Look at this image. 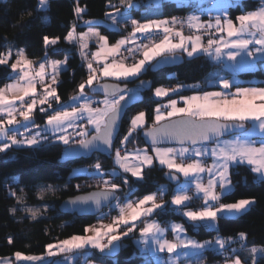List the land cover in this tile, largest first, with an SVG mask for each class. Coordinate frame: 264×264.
Returning <instances> with one entry per match:
<instances>
[{"label":"snow or ice","instance_id":"obj_1","mask_svg":"<svg viewBox=\"0 0 264 264\" xmlns=\"http://www.w3.org/2000/svg\"><path fill=\"white\" fill-rule=\"evenodd\" d=\"M121 4L126 9L125 13L117 11L115 15L107 14L110 21L107 27L118 29L122 22L130 23L132 31L127 37L110 44L108 36L102 35L98 28L89 27L87 32L77 33L75 24L64 37L69 43L79 44L88 75L78 86V93L71 97L72 103L60 104L59 110L52 108L53 102L59 104L60 101V96L52 85L58 84L57 77L67 64V57L64 60L50 59L47 53L50 47L53 51L57 50L52 46L58 44L61 39L59 36H43L46 52L43 61L38 65H34L26 56L23 48L17 49L15 53L10 48L6 54L0 55V65L5 66H9L13 54L16 57L15 62L10 64L13 70V75L9 77L10 82L0 87V152H5L12 146H35L46 142L48 136L42 135V132L50 133L68 145L71 137L63 133L67 128L76 126L77 120H86L88 125L92 126L93 133L90 138L77 142L80 148L88 151L111 150L121 115L129 101L138 98L140 89L121 88L118 83L104 82L105 78H138L143 72L160 64L180 59L176 55L177 52L186 53L189 57L203 52L221 63L223 70L232 73L233 77L241 70L254 68L258 59H264V0L258 9L238 15L235 22L229 15L227 4L215 6L218 14L208 21H202L196 14H190L186 18L170 17L143 21L129 19L127 10L137 5L133 0H121ZM49 6V0H38L37 10H46ZM85 12V8H75L78 17ZM85 23L91 24L94 21ZM177 24H186L189 29L196 31L215 29L221 35L217 39L209 38L205 43L201 35H185L182 28L176 27ZM154 37L158 39H153ZM139 38L148 43L137 44ZM92 40L98 47L89 58V53L84 49L89 47ZM130 44H135V47H128ZM122 49L133 56L139 54L142 58L131 65L118 62L115 57ZM109 57H112L111 61ZM94 63L97 64L96 67ZM213 75L216 77L214 82L222 84L225 90H230L235 83L234 79L219 77L215 73ZM46 77L50 83L46 82ZM37 84L42 86L39 98ZM148 84L149 81H141L140 87ZM86 86L93 92L103 93V100H92L85 93ZM184 87L185 85L180 84L175 88L157 87L154 95L168 97L170 93L178 94ZM180 101L183 102V107L178 106L176 99H169L167 104H158L150 127H145L146 113L143 111L131 118L128 134L123 137L121 143L126 142L137 129H141L151 141L152 154H149L148 149H137L134 153L126 152L122 156L120 149H115V164L124 173H131L138 180L144 179L143 169L151 167L154 159L169 169L168 178L176 181L177 187L167 204L163 202L164 194L169 190L167 186L161 185L156 192L136 200L130 198L129 192L121 202L120 197L116 195L120 185L105 180L103 191L76 197L69 203L76 205L92 202L99 208L102 202L111 204L115 201L111 207L118 209V215L113 218L112 223L105 224L101 220L98 225L85 228V232H90L91 235H73L57 244H48L47 251L41 255L17 251L14 253L15 260L39 264H66L74 258L73 255L67 254L88 248L111 256L119 250L121 240L136 230L135 221L144 217L145 220L141 221L144 227L139 229L140 237L137 241L145 257L144 264H184L185 261L188 264H199V257L206 249L230 251L231 258H226L225 264H259L256 255L264 253V246L253 245L248 248L246 233H239V248H230L235 238L217 237L215 240L201 242L189 237L183 224L171 223L165 227L159 221L147 218L158 212H167L168 205L171 204L180 206L174 210L192 222L194 228L205 226L216 229L221 214L235 216L249 211L256 203L255 198L240 199L235 203H221V199L234 190L235 185L230 173L234 164L249 165L250 170L256 174L255 182L264 183V87H236L235 92H203L181 96ZM94 104H102L103 107H94ZM38 106L41 113L47 114L49 110L52 113L47 115L46 124L42 129L35 124L33 115ZM21 128L29 134L20 133ZM32 128L37 130L33 133ZM230 130H238L240 134L231 140H221L220 137ZM257 134L261 136L259 141L253 139ZM78 135L88 137L89 130L85 128ZM207 141H215L216 146L205 147L204 142ZM170 144L178 146H165ZM198 144L200 147H197ZM205 155L215 157L211 166L206 165L202 159ZM94 167L97 174H104L100 163ZM202 173L208 174L207 183H204ZM180 174H183V183H180ZM111 175H119L116 168L111 170ZM122 182L127 184V178ZM193 187L195 191L193 195H189ZM42 195L43 190L41 197ZM194 198L202 200L203 206L198 210H185ZM158 200L160 202H157ZM11 211L14 213L16 209ZM26 211L35 219L39 210L27 208ZM169 231L174 234L172 239L166 236ZM245 251L248 258H242ZM161 253L167 254V258H161ZM61 254H66L64 261L46 259ZM0 264H12V261L0 258Z\"/></svg>","mask_w":264,"mask_h":264},{"label":"trees","instance_id":"obj_2","mask_svg":"<svg viewBox=\"0 0 264 264\" xmlns=\"http://www.w3.org/2000/svg\"><path fill=\"white\" fill-rule=\"evenodd\" d=\"M133 3L137 7L129 9L128 13L141 21L184 15L191 9L190 5H178L170 0H161L158 5H155L152 0H133ZM260 3L261 0H238L230 6V16L236 19L244 12L258 8ZM37 4L38 0H0V55L5 54L10 48L14 51L13 53L17 48H24L29 59L39 62L46 52L43 36H59L61 39L58 44L52 46L57 50L53 51L50 47L47 53L48 57L52 58L67 57V69L61 73L59 77L61 82L56 86L60 102L65 103L79 91L78 86L87 79L88 71L86 66L80 65L79 45L67 42L64 37L72 30L74 24L77 32L82 31L86 28V25H82L84 20H105L111 9L123 5L121 0H78V3L77 0H49L50 6L46 10L38 11ZM77 6L86 9V12L82 13V18L75 13ZM98 25L102 33L108 36L110 42L117 41L130 28L129 26L122 28L120 25V29H110L106 25ZM15 59L13 54L9 60V66L0 65V87L10 82L9 77L13 75L10 64L15 62ZM214 73L217 75L230 74L206 55H198L192 58L185 57L180 66L157 72L149 69L136 79L121 81L129 83L130 86H137L138 80L149 78L152 79L153 86L150 90L143 91L142 104L127 111L115 141V148L128 133L131 118L135 113L145 111L147 117L145 127L152 125L156 106L160 103V100L152 95L154 87L183 81L188 87L174 96L207 91L218 87L208 86L205 83L207 79L215 77ZM238 76L243 80L239 85H264V60L259 61L257 67L252 70L239 72ZM194 84L199 87H191ZM85 89L90 92V87L86 86ZM49 113L45 114L37 110V120L45 121ZM91 134L92 132L89 133ZM138 145L147 146L141 137V129H137L127 140V146ZM66 146L59 141H50L33 147L12 146L9 150L0 153V257L12 256L17 251L29 255L44 254L48 244L73 235L84 234L85 228L93 224L97 216L63 213L59 210V205L69 196L100 188L94 185L97 174L91 172L97 163L101 164L102 169L106 171L105 175L110 177L112 182L120 185L117 191L120 199H124L129 192H131L130 198L137 199L157 191L161 185L166 184L171 188L176 186L164 176L169 169L157 164L144 169L142 180L124 172H119L116 176L111 175L109 170L116 167L113 162L114 153L110 156L94 153L79 159L63 161ZM78 165L88 166L89 173L72 175L73 168ZM231 177L235 186L240 185L247 189L264 188V183L255 182V174L247 165L232 167ZM125 178L128 180L127 184L122 182ZM169 196L170 192L166 194V198ZM17 197L21 199L18 200ZM192 205L197 206L196 203ZM28 206L40 207L43 215L33 219L25 211ZM13 208L16 209L14 213L11 211ZM254 209L255 206L237 218V222L242 226L241 232L247 234L248 248L253 245L264 246V221L258 225L249 216ZM156 217L163 223L169 220L182 221L188 233L199 240L213 239L220 234L219 230L205 226L194 228L192 222L169 206L167 212H158ZM223 232L221 233L224 236L235 238L230 248H239V233L241 232L236 230H224ZM137 235L138 229L123 238L120 249L114 255L109 256L91 251L88 258L100 264H144V254L135 244ZM231 255L230 251L206 249L199 257V264H220L225 262L226 258L230 259ZM242 258H248L246 251L242 254Z\"/></svg>","mask_w":264,"mask_h":264},{"label":"crops","instance_id":"obj_3","mask_svg":"<svg viewBox=\"0 0 264 264\" xmlns=\"http://www.w3.org/2000/svg\"><path fill=\"white\" fill-rule=\"evenodd\" d=\"M154 3H155V5H158L159 3H160V1L161 0H152ZM170 1H173V2H176L178 5H186V6H189V5H191V3H193V2H197V3H201L203 0H170ZM238 0H218V1H216V2H214L209 8H207V9H205V10H196V11H189V12H187L186 14H184V15H174V16H170V17H178V18H186V17H188L190 14H196V15H199L200 16V18H201V20L202 21H208L210 18H214L215 17V15H217L218 13H217V11L215 10V6H219V5H225V4H227L229 7H228V12H229V8H230V6L231 5H233V4H235L236 2H237ZM261 4H262V0H261V3H260V5L258 6V8L261 6ZM258 8H256V9H258ZM256 9H254V10H256ZM117 11H119L120 13H125V11H126V9H125V7L124 6H119V7H115V8H113V9H111L107 14H109V13H111L112 15H115L116 13H117ZM251 11H253V10H251ZM127 15L129 16V19H136V20H139L138 18H135L134 16H133V14H131V13H128V11H127ZM229 15H230V13H229ZM170 17H164V18H152V19H167V18H170ZM232 18V17H231ZM233 19V18H232ZM105 20H108L107 19V15H106V19ZM234 20V22L236 21V19H233ZM183 25H180V24H177L176 25V27L177 28H181ZM129 30L127 31V33L125 34V35H123V36H121L119 39H121L122 37H127L128 35H129V33L132 31V26H131V24L129 23ZM215 29H209V30H207V31H205V30H203V29H201L200 31H196V30H192V29H189L188 27L185 29V30H183L184 31V33H185V35H201V34H205V33H214V38L213 39H217V38H219L220 37V33L219 32H217L216 30H215V32H213ZM225 36H226V34H224ZM138 36H139V34H138ZM118 39V40H119ZM143 39L142 38H139V39H137V41H136V43L138 44V43H141V41H142ZM116 42V41H115ZM115 42H110L109 41V43L110 44H114ZM92 43V42H91ZM92 46H93V48H94V51H96L97 50V47H98V45L96 44V43H92ZM128 47H132V48H134L135 47V44H130V45H128ZM251 47V46H250ZM122 50H124V49H122ZM121 50V51H122ZM125 51V50H124ZM125 52H127V51H125ZM127 54L128 55H132V54H130L129 52H127ZM185 57H187V58H192V57H195V56H198V55H206L211 61H214V62H217V61H215L212 57H210V56H208L207 54H205V53H203V52H200V53H197V54H194V56H192V57H189V56H187V54L186 53H182ZM141 58H142V56H141ZM31 60V59H30ZM264 59H258L257 61H256V65H255V67L254 68H256L257 67V65H258V62L259 61H263ZM154 62V61H153ZM152 62V63H153ZM33 63H34V65H38L39 63L38 62H34L33 61ZM218 64H220V66L223 68V65L221 64V63H219V62H217ZM96 67V66H95ZM254 68H251V69H245V70H241V71H247V70H252V69H254ZM241 71H239V72H241ZM229 72V71H228ZM238 72V73H239ZM230 73V72H229ZM237 73V74H238ZM143 74V73H142ZM141 74V75H142ZM141 75H139V76H141ZM105 79H115V78H105ZM130 79H136V78H129V79H120L121 81H126V80H130ZM115 80H117V79H115ZM241 82H243V80H241V78L239 79V78H237V79H235V83H234V85H233V87L230 89V90H225L224 88H223V85L221 84V85H214V86H218L217 88H214V89H210V90H207V91H202V92H194V93H190V94H188V95H178V96H174V95H176V94H173V95H169L168 97H163V98H160L159 100H160V103L159 104H167V102H168V100L169 99H176L177 101H178V106H180V107H183L184 106V104H183V102L182 101H180V97L181 96H191V95H195V94H200V93H203V92H219V91H231V92H235V89H236V87H246V88H252V87H255V88H259V87H264V85H246V86H243V85H239ZM38 86L40 85V84H37ZM186 87H188V86H185L184 88H182L181 90H183V89H185ZM137 88H139V89H141L140 87H137ZM180 90V91H181ZM179 91V92H180ZM70 101V100H69ZM69 101L68 102H65V103H63L64 105H69L68 103H69ZM56 103V102H55ZM55 103L53 102V107L55 108V109H57V110H59V106H58V104H56V106H55ZM157 107V106H156ZM49 114H52L51 113V111H50V113ZM76 124H77V121H76ZM147 124V123H146ZM146 126V125H145ZM68 129V132H69V137H71V138H73V134L74 133H79V128H75V126L74 127H70V128H67ZM240 133H237V134H233V135H230V136H227V137H222V138H220L221 140H231V139H233L235 136H237V135H239ZM53 137V136H52ZM253 139H255V140H257V141H259L260 139H261V136L259 135V134H257L256 136H254L253 137ZM71 140V139H70ZM178 146V145H177ZM177 146H172V147H177ZM185 146H187V145H185ZM204 146L205 147H207V148H213V147H215L216 146V143L215 142H213V143H208V144H204ZM19 147V146H18ZM139 147V148H138ZM197 147H200V145L198 144L197 145ZM118 149H120V152H121V155L123 156V155H125V153L127 152V153H134L135 152V150H137V149H148V152H149V154H152V149H151V146L150 147H148V146H124V143H120L119 145H118V147H117ZM117 148H115V149H117ZM0 153H3V152H0ZM202 159L204 160V162H205V164L206 165H208V166H211L212 164H213V161H214V159H215V157H213V156H211V155H205L204 157H202ZM113 162H114V164H115V150H114V154H113ZM178 162H179V160H178ZM154 164H157V165H159L160 167H165V168H167L166 166H164V165H161L160 163H159V161L158 160H155L154 159V162H153V165ZM152 165V166H153ZM244 165H246V164H244ZM115 168L117 169V171H118V173L119 172H123V170L122 169H120L116 164H115ZM234 166H236L235 164L232 166V167H234ZM247 166H249V165H247ZM231 167V168H232ZM250 167V166H249ZM146 168V167H145ZM144 168V169H145ZM231 168H230V173H231ZM144 169H143V173H144ZM168 169V168H167ZM112 170V169H111ZM111 170H109V172H111ZM129 174H131V173H129ZM255 174V173H254ZM256 175V174H255ZM201 176L203 177V181H204V183H207V180H208V174L207 173H202L201 174ZM136 178V177H135ZM183 181H184V177H183V174H180V183H183ZM232 182H233V179H232ZM233 184H234V182H233ZM235 185V184H234ZM163 186H167V188L169 189L167 192H165V194H164V197H163V202L164 203H168L170 200H171V198H172V196H173V194H174V192H175V190H176V187H177V184H176V186L174 187V188H171L170 186H168V185H163ZM194 187L190 190V192H189V195H193V193H194ZM217 191H219V188H217ZM154 192H156V191H154ZM168 192H170V196L168 197V198H166V194L168 193ZM142 198V197H141ZM251 198H255V201H256V203L254 204V205H252L251 206V208L253 207V206H255V209L250 213V219H252L253 221H255L258 225L260 224V223H262L263 221H264V188H262V187H258V188H252V189H247V188H242L240 185L239 186H235L234 187V190L230 193V194H228L227 196H224V197H222V199H221V203H235L236 201H238V200H240V199H251ZM132 199V198H131ZM125 200V199H124ZM124 200H122L121 202H123ZM133 200H136V199H133ZM157 202H160L159 200L157 201ZM192 203H196L197 204V206H193L192 205ZM203 201L202 200H200V199H196V198H194L193 200H192V202L191 203H189L188 204V209H185V210H189V209H191V210H198V209H200L202 206H203ZM113 204V203H112ZM148 206H150V205H148ZM170 208H179L180 206H175V205H171V204H169L168 205ZM250 208V209H251ZM249 209V210H250ZM243 214V213H242ZM242 214H239V215H235V216H228L227 214H221L220 215V217H219V219H218V225H217V228L216 229H213V228H210V229H213V230H219L220 231V234H218L215 238H213V239H206V240H209V241H211V240H215V239H217V237H227V236H224L222 233H224L223 231L224 230H236L237 232H241V230H242V226L237 222V218L240 216V215H242ZM118 215V209H115V208H113V207H109V208H107L106 210H104L103 212H101L98 216H97V220L93 223V224H91V225H89V226H93V225H98L99 224V222L101 221V220H103V223H105V224H108V223H112V220H113V218L114 217H116ZM183 216V215H182ZM186 220H188L185 216H183ZM148 220H157V221H159L160 223H161V225L162 226H165V227H167V226H169L171 223H180V224H183V222L182 221H177V220H169L167 223H163V222H161L157 217H156V213L155 214H153L151 217H148L147 218ZM142 220H145V218L144 217H141V219L140 220H137V221H135V224H136V229H138V235H137V237L135 238V244L137 245V247L139 248V250H140V246L138 245V243H137V241H138V239H139V237H140V232H139V229L140 228H142V227H144V223H142L141 221ZM189 221V220H188ZM184 225V224H183ZM184 227H185V225H184ZM186 228V227H185ZM121 229H123V226H121ZM222 232V233H221ZM92 233H90V232H85L84 234H82V235H91ZM131 234V233H130ZM129 234V235H130ZM128 235V236H129ZM187 235L189 236V237H191V238H194V239H196V240H198V241H201V242H203V241H206V240H199L198 238H196V237H194V236H192L191 234H189L188 233V231H187ZM166 236H167V238L168 239H172L173 238V236H174V234L171 232V231H169L167 234H166ZM125 238V237H124ZM65 240V239H64ZM62 241V240H61ZM122 241V240H121ZM57 243H59V241L58 242H54V243H52V244H57ZM120 245H121V242H120ZM121 247V246H120ZM120 247H119V249H120ZM218 250V249H217ZM47 251V250H46ZM91 251H97V252H99L98 250H95V249H91V248H88V249H85V250H77L74 254H67V255H73L74 256V258L72 259V260H70V261H68V262H66V264H76L79 260H81L82 261V264H100V263H98V262H96V261H93V260H89V254H90V252ZM141 251V250H140ZM219 251H222V250H219ZM41 255V254H40ZM65 255L66 254H61V255H59V256H56V257H51V258H48V257H46V259L47 260H55V261H64V257H65ZM160 256H161V258H167V254H164V253H161L160 254ZM0 258H8V259H10L11 261H12V264H39V262H25V261H16L15 260V257H14V255H12V256H6V257H0ZM182 260H183V258H182ZM256 260L259 262V264H264V253H258L257 255H256ZM185 264H187V261H185L184 262ZM220 264H225V262H223V263H220Z\"/></svg>","mask_w":264,"mask_h":264},{"label":"water","instance_id":"obj_4","mask_svg":"<svg viewBox=\"0 0 264 264\" xmlns=\"http://www.w3.org/2000/svg\"><path fill=\"white\" fill-rule=\"evenodd\" d=\"M177 56L180 57V59L176 60L175 62H169V63H163V64H160L158 66H156L155 68L151 69V71H154V72H157V71H160L162 69H166V68H172V67H176V66H180L181 64H183L184 60H185V56L181 53V52H177L176 54ZM159 59V58H158ZM153 64H155V61L153 62ZM141 81H149L150 84L142 87L141 89L142 90H139V96L137 99L135 100H130L129 103L127 104V106L125 107V110L124 112L122 113L121 115V118H120V122H119V126H118V133H117V136L119 135L120 133V130H121V123L127 113V111L137 105H140L143 103L144 101V96H143V91H147V90H150L152 88V79H149V78H141L140 80H138L136 82V85L140 87V82ZM104 82H107V83H118L120 85L121 88H124V87H129L130 84L129 83H122L121 81H116V80H110V79H105ZM90 92L92 94H100V95H103V93H100V92H93L90 88ZM175 119V118H174ZM150 127V126H149ZM239 133L238 130H230L229 132H227L224 136L222 137H227V136H230V135H233V134H237ZM93 134V133H92ZM91 134V135H92ZM91 135H89L88 137H86L85 139L87 138H90ZM117 136L114 138L113 140V147L111 150L109 151H88V150H85V149H82L80 148L79 144L76 143V144H73V145H67L64 149V154H63V158L62 160L63 161H68V160H75V159H79V158H82V157H85V156H89V155H92L94 153H99V154H102V155H112L114 153V150H115V141H116V138ZM141 137L144 141V143L147 145V146H151V141L144 135V132L141 130ZM220 137V138H222ZM215 141H207V142H204V144H208V143H213ZM165 146H177L176 144H170V145H165ZM70 153V154H69ZM168 172L165 173V178L172 184H177L176 181H171L169 180L168 178ZM104 189L102 188H97V189H92L90 191H87V192H82V193H79L77 195H74V196H69L65 199H63L59 205V210L63 213H67V214H78V215H92V216H98L101 212H103L104 210H106L114 201L111 202V204L107 201L105 202H102L101 206L99 208H97L95 206L94 203L92 202H88L87 204H82V203H78L76 205H72L70 204L69 202L71 200H73L74 198L76 197H83V196H87L91 193H97V192H101L103 191ZM117 196H119L118 192L116 193Z\"/></svg>","mask_w":264,"mask_h":264},{"label":"rangeland","instance_id":"obj_5","mask_svg":"<svg viewBox=\"0 0 264 264\" xmlns=\"http://www.w3.org/2000/svg\"><path fill=\"white\" fill-rule=\"evenodd\" d=\"M127 11H129V9L127 10ZM81 18H82V14H81V16H80ZM85 21H94V23H91V24H88V23H85ZM110 23V21L109 20H94V19H87V20H84L83 21V23H82V25H86V28L84 29V30H82V31H76L77 33H80V32H87L88 31V28L89 27H93V28H98L99 30H100V32H101V34L102 35H104L103 33H102V31H101V28L99 27V25L98 24H103V25H108ZM129 25H127V27H128ZM111 29V28H110ZM118 29H120V27L118 28ZM67 41V40H66ZM68 42V41H67ZM95 43V41L94 40H92V41H90L89 42V47L87 48V49H84V51L85 52H92L93 51V53L95 52L94 51V48H93V46H92V43ZM79 45V44H78ZM17 49H19V48H17ZM16 49V50H17ZM24 49V48H23ZM12 50V49H11ZM15 50V51H16ZM25 50V49H24ZM79 50H80V56H81V48H80V46H79ZM9 51V50H8ZM7 51V52H8ZM122 51H124V50H122ZM6 52V53H7ZM14 52V51H13ZM125 52V51H124ZM5 53V54H6ZM26 54V53H25ZM125 54L128 56V54H127V52H125ZM136 56H138V58L136 59V61H138L140 58H141V55H136ZM45 57V56H44ZM44 57L39 61V62H41V61H43V59H44ZM50 59H56V60H64L65 58H62V59H60V58H52V57H49ZM81 58H82V56H81ZM126 58V57H125ZM125 58H121V57H119L118 55L115 57V59L118 61V62H123V63H125V64H128V65H131L132 63L131 62H126L125 61ZM111 59H112V57H109V61H111ZM135 61V62H136ZM38 62V63H39ZM95 66H97V64L96 63H94V67ZM67 69V64L64 66V68H63V70L60 72V74H59V76L57 77V79H59V77L61 76V73L64 71V70H66ZM49 71H50V69H49ZM144 73V72H143ZM219 77H223V78H227V79H229V80H233L234 79V81H235V79H237V78H239L240 79V77L238 76V74L236 73L235 74V76L233 77V74L232 73H230L229 75H227V74H219L218 75ZM215 78L216 77H213V78H209V79H207L206 80V85H208V86H211V85H221V84H219V83H215L214 81H215ZM110 80H115V79H110ZM130 80H132V79H130ZM116 81H121V80H116ZM46 82L47 83H50V80H49V78L48 77H46ZM161 86H163V87H166V88H168L166 85H163V84H161V85H158V86H156V87H154L153 89H152V95L156 98V99H160V98H163V97H156L155 95H154V91H155V88H157V87H161ZM137 87H139V86H134V85H131V86H129L128 88L129 89H136ZM41 90H42V86L41 85H37V96H38V98H39V94L41 93ZM142 90V89H141ZM78 93V92H77ZM77 93H75L74 95H76ZM85 93L92 99V100H94V101H102L103 100V95H100V94H92L91 92H88V91H86V89H85ZM174 93H170L169 95H173ZM73 95V96H74ZM72 102H71V99H70V101H69V103L68 104H71ZM60 104H63L62 102H60L59 101V104H58V106L60 105ZM94 107H96V106H100V107H103V105L102 104H99V105H97V104H94L93 105ZM52 108H54L53 107V103H52ZM37 110H39V106L37 107ZM36 110V111H37ZM36 111L34 112V119H35V124L36 125H39L40 127H41V129L43 128V126L46 124V120H47V117H46V119H45V121H40V120H37V116H36ZM51 110H49V112H50ZM139 112H141V111H139ZM139 112H137V113H135L134 114V116L133 117H135ZM143 112H145V111H143ZM19 118V117H18ZM146 123H147V117H146ZM91 125H88V123H87V121L86 120H77V124H76V126H75V128H79V132H81V131H83L85 128H87L88 130H89V133L90 132H92L91 131ZM37 129H35V128H32L31 129V131L34 133L35 131H36ZM19 132L20 133H23L24 135H28L29 133H25L24 132V129L23 128H21V129H19ZM42 135H47L48 136V140L46 141V142H52V141H59V142H62V141H60V140H57L53 135H51L50 133H41ZM65 136H68L69 137V132H68V129L66 130V132L65 133H63ZM128 134V133H127ZM126 134V135H127ZM58 135H59V133H58ZM125 135V136H126ZM53 136V137H52ZM18 138H20L19 136H18ZM86 137H84V136H81V135H78V133H74L73 134V138H71V140H69V143L70 144H76L79 140H81V139H85ZM123 140V139H122ZM42 143H44V142H41L40 144H42ZM63 143V142H62ZM39 144V145H40ZM127 145V141L126 142H124V146H126ZM35 146H37V145H35ZM15 147H18V146H15ZM19 147H33V146H28V145H22V146H19ZM139 148V147H138ZM91 172H93V173H95V174H97V170L95 169V167H94V170L93 171H91ZM103 172H104V174L103 175H100V174H97V176L95 177V182H94V185H96V186H98V187H100V188H102V189H105V185H104V183H103V181H105V180H112V179H110V177H108V176H106L105 174H106V171H104L103 170ZM82 173H89V167L88 166H81V165H78V166H76V167H74L73 168V170H72V175H77V174H82ZM83 185H85V182H83ZM125 199V198H124ZM124 199H120L121 201L122 200H124ZM115 203V201L113 202V204ZM27 208H31V209H34V210H39L38 211V214H37V217L36 218H38V217H40V216H42L43 214H42V209L40 208V207H38V206H28ZM27 208H25V211H26V209ZM26 213L29 215V216H31L32 217V215H31V213L30 212H28V211H26ZM185 264V263H184ZM187 264H188V262H187Z\"/></svg>","mask_w":264,"mask_h":264},{"label":"built area","instance_id":"obj_6","mask_svg":"<svg viewBox=\"0 0 264 264\" xmlns=\"http://www.w3.org/2000/svg\"><path fill=\"white\" fill-rule=\"evenodd\" d=\"M216 1H218V0H203L201 3L193 2L190 5L191 6L190 11L205 10V9L209 8ZM139 3H141V1H139ZM126 26H127V23H122L121 24L122 28H125ZM187 27L188 26L186 24H184L181 28L183 30H185ZM213 32H215V30ZM201 36L203 37V40H204L205 43H206L207 39H209V38L213 39L215 37L214 33H209V34L208 33H205V34L203 33V34H201ZM153 39H158V38L154 37ZM141 43H148V41L142 40ZM91 53H93V51ZM91 53L89 52V58H91ZM137 55H139V54H137ZM118 56L121 57V58H125L126 57L125 61L126 62H131V63L132 62L134 63L136 61V59L138 58V56H136V55L135 56H133V55H128L127 56L124 51H121V53ZM80 65H83V66L87 67L86 62L83 60V58H81V56H80ZM57 80H58V83L61 82L60 79H57ZM178 84L186 86V84L183 81L172 82V83H168V84H165V85L168 88H175ZM194 85H196V84H194ZM52 86L56 88L57 84L56 85H52ZM41 92H42V90H41ZM174 209H176V208H173V210ZM175 212L179 213V211H175ZM76 264H82V261L79 260Z\"/></svg>","mask_w":264,"mask_h":264},{"label":"flooded vegetation","instance_id":"obj_7","mask_svg":"<svg viewBox=\"0 0 264 264\" xmlns=\"http://www.w3.org/2000/svg\"><path fill=\"white\" fill-rule=\"evenodd\" d=\"M141 88V87H140ZM141 90V89H140Z\"/></svg>","mask_w":264,"mask_h":264}]
</instances>
